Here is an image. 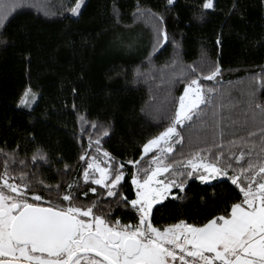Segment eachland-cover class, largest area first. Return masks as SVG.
I'll return each mask as SVG.
<instances>
[{"label": "trees", "instance_id": "1", "mask_svg": "<svg viewBox=\"0 0 264 264\" xmlns=\"http://www.w3.org/2000/svg\"><path fill=\"white\" fill-rule=\"evenodd\" d=\"M5 1L11 9L0 25V148L16 150V160L28 162L24 171L34 173L35 189L60 185L65 192L68 184L83 180L80 156L88 149L89 135L93 141L96 136L80 123L78 114L102 125L101 131L108 132L102 137L103 150L134 170L126 162L140 160L143 143L169 125L183 88L198 76L205 89H215L204 106L218 123L207 116L201 131L187 134L181 145L185 155L212 150L219 143L230 147L264 128V119H252L261 110L251 103L253 86L259 82L252 77L264 75V0H214L209 10L202 8L203 0H174L171 6H166L167 0H84L79 16L69 11L75 0H43L46 6L37 0L47 13L21 0ZM137 4L162 15L168 33L169 42L156 45L159 50L151 64L145 57L154 50L158 21L149 15L134 19ZM217 65L220 74L211 81L203 79ZM138 66L145 75L136 79ZM29 88L37 97L31 108L20 104ZM256 102L264 104L259 87ZM229 109H234V117H224ZM38 149L47 154L50 166H32ZM4 160L0 155V170ZM11 167L20 172V165ZM80 191L76 203L89 206L97 198L92 193L83 196L86 187ZM172 191L174 196L154 205L155 226L180 220L201 225L230 212L231 204L242 199L225 178H189L183 192ZM123 192L133 198L130 179ZM105 200L98 205L102 214L126 224L134 220V210L117 206L114 198Z\"/></svg>", "mask_w": 264, "mask_h": 264}, {"label": "snow or ice", "instance_id": "2", "mask_svg": "<svg viewBox=\"0 0 264 264\" xmlns=\"http://www.w3.org/2000/svg\"><path fill=\"white\" fill-rule=\"evenodd\" d=\"M173 3L174 0H167L166 6ZM83 4L84 0H75L69 11L79 16ZM214 7V0H203L204 10ZM113 15L119 16L115 7ZM146 15L158 21L154 50L145 57V62L151 64L159 50L156 45L162 47L169 38L164 17L137 4L134 19ZM191 71L195 73V67ZM220 71L217 65L203 79L214 80ZM144 75L139 66L134 70V78ZM252 79L259 82L253 86L251 103L261 110L264 119V104L256 102V88L264 90V75L254 74ZM200 80L198 76L186 84L171 122L143 143L140 160L126 162L134 169L131 171L103 150L101 141L108 135L107 130L101 131L103 126L98 122H89L85 115L78 114L80 123L88 125L96 136L93 141L89 135L88 149L80 156L85 164L83 186L87 188L82 195L92 193L97 197L87 207L76 203L81 195L78 183L68 184L62 194L60 185L46 187V191L58 193V202H52L51 197L45 202L44 197L32 191L34 173L24 171L28 162L17 161L16 150L8 153L0 148V155L5 157L0 172V264H264V128L259 131V152H255L256 145L251 141L257 133L249 132L247 137H240L245 147L238 155L231 150L225 153L221 144L214 153L200 149L179 160L169 156L174 154L175 144H183L187 122L195 120L200 106L207 105L215 91L205 89ZM36 99L29 88L20 104L31 108ZM232 143L235 145V141ZM149 153L152 155L148 165L142 166L141 161ZM31 162L33 167L41 163L50 166L47 154L40 149ZM13 164L21 166L18 174L12 169ZM64 168L70 170L67 164ZM192 177L201 182L225 178L239 189L242 199L231 204L230 212L201 225L180 220L164 227L155 226L154 205L174 196V188L183 192L186 180ZM129 179L134 189L131 199L123 192ZM105 197L114 198L117 206L134 210L136 222L122 224L119 219L102 214L98 205L108 202Z\"/></svg>", "mask_w": 264, "mask_h": 264}, {"label": "rangeland", "instance_id": "3", "mask_svg": "<svg viewBox=\"0 0 264 264\" xmlns=\"http://www.w3.org/2000/svg\"><path fill=\"white\" fill-rule=\"evenodd\" d=\"M23 2H26V4H31L33 7H36V8H38V9H41L42 10V12H44V13H47V10H49L48 8L46 9L45 7H43L44 5H45V3H44V1L42 0V5L43 6H41L40 4L41 3H39L37 0H23ZM22 2V3H23ZM9 4V3H8ZM23 6H25L24 4H20V7H23ZM46 6V5H45ZM10 9H11V7H10V5H7L6 4V1L5 0H0V20H3V18L5 17V15L10 11ZM46 10V11H45ZM72 14V13H71ZM1 25V24H0ZM186 86V85H185ZM183 90H184V88H183ZM183 94V91H182V93H181V95ZM180 97V96H179ZM233 99V98H232ZM231 99V100H232ZM226 100H229V98L228 97H226ZM178 102H179V98H178V101H177V106H178ZM233 103V105L236 103V100L234 101V102H232ZM236 105V104H235ZM231 107V106H230ZM230 107H228V108H230ZM227 108V109H228ZM232 110H234V109H229V111H227V113L225 112V116L224 117H234L233 115L235 114ZM261 112V111H260ZM260 112L259 113H256V114H252V115H254V117L252 118L253 120H255V121H257L258 119H261V118H259V117H261V114H260ZM239 115H242V114H237V116H239ZM207 116H209L208 114H206V111H205V106L204 105H201L200 106V109H199V115L195 118V120L193 121V122H187V123H189V126L187 127V128H185L184 129V131H183V136L185 137V138H187L186 137V135L188 134V137H190L191 135H193L194 133H195V131H201V128H202V126L203 125H205L207 122H208V120H209V118L207 117ZM209 117H212V123L213 122H215V123H218V122H216L215 120L217 119H214V115H213V112H212V114L209 116ZM219 117L221 118V116L219 115ZM219 118V119H220ZM240 117H236V118H234L233 120L234 121H237V119H239ZM190 132H192V133H190ZM203 132H207V131H203ZM209 132V131H208ZM227 133V132H226ZM190 135V136H189ZM193 138V137H192ZM180 145V146H179ZM182 144H180V143H177V144H175V146H174V154H169V156H170V158H172V159H177V160H179V159H183V158H185V157H187L188 155H185L184 153L187 151V150H185V149H183L182 148V146H181ZM221 145V143H219V145L218 146H220ZM228 144H226L225 145V147H223V151L225 152V153H228L229 152V150H231L232 152H234L236 155H238L239 154V150L240 149H242V148H244L245 146L243 145V144H241V142L240 141H238L237 143H235V145H233V144H231V146L230 147H228L227 146ZM195 148V146L194 147H192V149H194ZM211 148V147H210ZM207 149H209V148H207ZM218 150V148H217V146H215V147H213L212 148V151H211V149L210 150H207V151H205V152H216ZM193 151H190V153H192ZM255 152H259V150L257 149V148H255ZM190 155V154H189ZM150 159H148V160H145L144 162H142L141 163V165L142 166H147L148 165V161H149ZM239 169H237V171H238ZM192 178H195V177H192ZM218 179H221V178H218ZM188 180V179H187ZM186 180V181H187ZM214 180V179H213ZM200 181V180H199ZM210 181H212V180H210ZM209 182V181H208Z\"/></svg>", "mask_w": 264, "mask_h": 264}, {"label": "flooded vegetation", "instance_id": "4", "mask_svg": "<svg viewBox=\"0 0 264 264\" xmlns=\"http://www.w3.org/2000/svg\"><path fill=\"white\" fill-rule=\"evenodd\" d=\"M0 172H3V170L1 169ZM81 176H82V174H81ZM83 184H84L83 180H79V185H81L80 190H82V191H83V189L85 188V187L83 186ZM97 187L99 188V186H97ZM32 191H33L35 194H38V195H41L42 197H44V198H45V202L48 201L49 197H51V201H52V202H54V203H55V202H58V201H57V196H58V195H56V197L53 196V192H48V191H46V190H44V189H35V188H33ZM62 193H64V190H63V189H61V194H62ZM77 204H80V203H77ZM80 205L85 206L84 204H80ZM45 206H47V203H45ZM85 207H87V206H85ZM113 220H115V219H113ZM121 223H122V222H121ZM122 224H126V223H122Z\"/></svg>", "mask_w": 264, "mask_h": 264}, {"label": "crops", "instance_id": "5", "mask_svg": "<svg viewBox=\"0 0 264 264\" xmlns=\"http://www.w3.org/2000/svg\"><path fill=\"white\" fill-rule=\"evenodd\" d=\"M224 134V133H223ZM222 135V134H221ZM221 135L219 134V137H221ZM233 135V134H232ZM245 137H247V136H245ZM251 139H253L254 140V142H252V143H255V145H256V148L258 149V150H260V142H261V137L259 136V133L255 136V137H253V138H251ZM218 145L219 144H217V148H218ZM223 145V144H222ZM212 151V150H211ZM234 163H235V161H234ZM241 164H244V162L243 161H241L240 162ZM238 169V168H237Z\"/></svg>", "mask_w": 264, "mask_h": 264}, {"label": "built area", "instance_id": "6", "mask_svg": "<svg viewBox=\"0 0 264 264\" xmlns=\"http://www.w3.org/2000/svg\"><path fill=\"white\" fill-rule=\"evenodd\" d=\"M135 222H136V215H135V217H134V220L131 221V223H135Z\"/></svg>", "mask_w": 264, "mask_h": 264}]
</instances>
